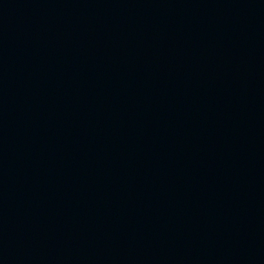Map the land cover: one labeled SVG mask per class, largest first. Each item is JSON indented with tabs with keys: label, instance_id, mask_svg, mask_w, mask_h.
Wrapping results in <instances>:
<instances>
[{
	"label": "water",
	"instance_id": "95a60500",
	"mask_svg": "<svg viewBox=\"0 0 264 264\" xmlns=\"http://www.w3.org/2000/svg\"><path fill=\"white\" fill-rule=\"evenodd\" d=\"M0 264H264V0H0Z\"/></svg>",
	"mask_w": 264,
	"mask_h": 264
}]
</instances>
